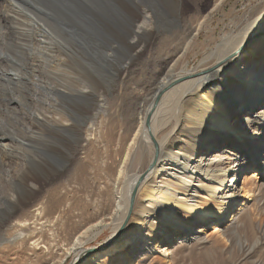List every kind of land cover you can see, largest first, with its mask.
<instances>
[{
  "label": "bare ground",
  "instance_id": "1",
  "mask_svg": "<svg viewBox=\"0 0 264 264\" xmlns=\"http://www.w3.org/2000/svg\"><path fill=\"white\" fill-rule=\"evenodd\" d=\"M221 2L214 0L213 10ZM175 3L180 12L181 0ZM162 7L163 0H155L139 8L130 46L125 42L130 50L120 58L107 45L105 55L119 61L118 78L80 76L71 86L79 101L94 105L83 132L87 143L101 127L107 134L105 156L75 157L68 176L74 192L67 182L55 184L34 200L52 174L31 162L11 174L0 161L7 181L0 190V252L16 247L11 260L25 251L30 264H200L204 259L196 255L208 248L215 254L210 264H264V0L232 19L192 65L186 60L190 46L212 12L181 25L168 20ZM24 8L9 0L2 13L13 18ZM32 13L17 22L24 35L41 29L43 19ZM2 26L15 29L10 19L0 21L5 32ZM154 36L157 45L149 48ZM147 52L158 58L151 68ZM138 57L139 86L123 96L121 86L131 83ZM5 69L0 78L14 81L18 73ZM10 106L8 101L3 108L10 113ZM61 110L51 119L42 113L34 119L73 126ZM7 138L0 137L1 154L8 153ZM106 227L110 236L86 249ZM236 253L237 262L231 260Z\"/></svg>",
  "mask_w": 264,
  "mask_h": 264
},
{
  "label": "rangeland",
  "instance_id": "2",
  "mask_svg": "<svg viewBox=\"0 0 264 264\" xmlns=\"http://www.w3.org/2000/svg\"><path fill=\"white\" fill-rule=\"evenodd\" d=\"M20 1L25 4L24 9L26 10L17 13L20 16L13 13L14 17L11 18L2 13L4 8L5 11L7 10L9 0H0V21L10 19L11 24L15 27L12 31L7 26H2L5 32H0V72L1 69L7 68V71L18 73L14 81L0 78V137H8L5 141L9 143L8 150L6 149L8 153L2 150L4 153H0V161L5 163L6 171L8 170L11 174L25 168L26 164L32 167L31 163H38V167L33 166L32 168L45 170L52 174L49 178L50 181L40 184V187L35 191L33 199L38 200L50 191L51 186L69 183L68 176L72 173L75 157L105 156L106 128L101 127L96 139L87 143L84 131L87 123L90 122V117L95 114L94 105L89 106L85 101H79L81 96L78 88L75 86L74 92V88L71 86L75 85L76 78H80V76L86 79H101L103 82H113L115 78H118L119 73L116 68L119 66V61L107 57L104 53L105 49L109 44L115 46L119 58L123 51L130 50L127 47L129 42L127 36L134 18L137 16L139 8L146 3L153 4L155 0ZM253 1L222 0L221 4L213 10L214 0H181L179 12V8L175 7V0H163L162 12L169 17L168 20L179 22L181 25H183L181 22H189L194 25L197 19L208 16L209 12H212L190 46L186 60L192 65L206 49L212 47L219 40L232 19L248 9ZM160 9L161 7L158 8V11ZM29 10L30 13L34 12L32 14L41 17L43 21H38L40 30H34V32L31 30L24 35L17 26L19 22L26 19L25 16ZM157 41L158 38L154 36L149 48L156 47ZM156 56L149 55V52L146 53L145 57L148 59L150 68L157 61ZM160 58L159 60H162ZM140 61L139 57L134 59L129 75L131 83H125L122 86L120 84L123 96V92H133L136 88L135 85L139 86ZM66 73L67 75H65ZM4 83L7 84L4 85ZM115 87L118 92L119 83ZM8 101H11L12 110L10 113L5 111V107L3 108ZM60 110L69 116L71 122H74L73 126L50 125L46 121L38 123L34 119V116L40 115V113L46 115L47 119H51L50 117ZM78 117L84 119L85 122L87 120L86 124H82V119L80 120ZM75 119L81 125L75 123ZM1 149L3 148L0 147V151ZM4 172L0 170V190L3 189L2 184L7 185V181L4 180L6 177L3 176ZM243 172L249 177L255 174L253 170H243ZM237 180L240 184L242 177L237 175ZM67 187L71 188V192L75 191V183L70 181ZM70 197L75 200V194L69 195ZM242 201L244 202V200ZM209 224L211 223L209 222ZM207 228L208 233L212 231L211 228ZM110 234L111 228L106 227L95 240L86 243L85 248L99 245ZM220 238L226 240L223 234ZM207 249L205 252L202 249V252L196 255V258L204 259L201 262L197 260L200 264H210V260L215 258L214 252L211 253L212 251L209 252ZM16 251L14 246L4 247L2 253L0 252V264H30L25 251L19 252L17 257L11 260ZM222 253L227 255L226 251ZM232 257L231 260L236 262L241 258L238 253L232 254ZM71 259L72 257L67 260V263Z\"/></svg>",
  "mask_w": 264,
  "mask_h": 264
}]
</instances>
